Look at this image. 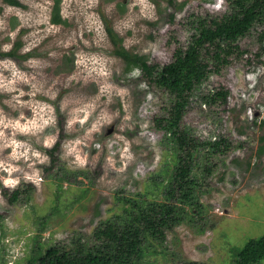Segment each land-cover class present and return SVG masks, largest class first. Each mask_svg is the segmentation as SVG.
I'll list each match as a JSON object with an SVG mask.
<instances>
[{"label": "rangeland", "instance_id": "1", "mask_svg": "<svg viewBox=\"0 0 264 264\" xmlns=\"http://www.w3.org/2000/svg\"><path fill=\"white\" fill-rule=\"evenodd\" d=\"M0 0V264H28L52 246L91 244L101 222L124 217V196L165 202L175 163L155 131L165 95L125 72L107 29L129 52L168 64L185 45L192 14L219 15L224 0ZM169 1H172L170 5ZM182 8L179 10V7ZM175 12L173 22L169 15ZM255 28L239 41L246 54L194 91L183 124L200 141L224 137L226 156L194 169L198 209L144 245L143 264H233L264 234V52ZM17 47V48H16ZM227 90L225 104L201 100ZM60 142L55 162L48 151ZM239 144L241 146L237 147ZM212 169L204 175V167ZM261 264H264V260Z\"/></svg>", "mask_w": 264, "mask_h": 264}, {"label": "trees", "instance_id": "2", "mask_svg": "<svg viewBox=\"0 0 264 264\" xmlns=\"http://www.w3.org/2000/svg\"><path fill=\"white\" fill-rule=\"evenodd\" d=\"M6 4L19 7L17 0H4ZM60 0H54L52 23L62 24L59 15ZM170 5L172 1H169ZM224 12L192 14L187 19L191 32L185 45L175 42L172 59L168 64L158 65L144 55L127 51L121 39L107 29L114 46V55L125 65V72L138 71L141 80L161 91L166 97L160 114L153 119L155 131L162 133V143H169L175 155V163L165 190V202H147L117 197L125 206L124 217L101 222L92 234L91 244H80L73 249L52 246L33 257L28 264H143L144 245L150 240L161 244L165 232L186 221V209L193 213L198 209L196 197L199 188L194 169L201 159L226 156L236 146L224 137L214 141H200L183 124L189 100L195 90L212 75H219L229 67L233 58H240L246 50L240 49L239 41L252 29L261 28L258 37L260 55L264 52V0H224ZM182 5L179 7V10ZM175 12L169 15L173 22ZM17 48V47H16ZM17 49L0 52V59L15 58ZM227 90L207 93L201 100L207 104H225ZM264 125V122H261ZM258 148V156L264 154V136ZM57 142L48 151L51 162L59 152ZM241 146L239 144L237 147ZM212 169L205 166L202 172L210 175ZM3 196L10 204L20 198L18 190L11 196L0 185ZM264 260V234L249 240L236 254L233 264H261ZM185 264H200L189 262Z\"/></svg>", "mask_w": 264, "mask_h": 264}]
</instances>
